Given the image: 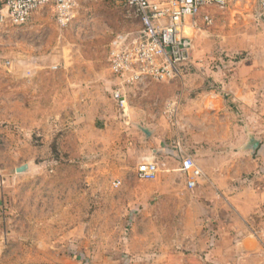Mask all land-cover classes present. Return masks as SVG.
I'll return each mask as SVG.
<instances>
[{
	"label": "rangeland",
	"instance_id": "374dc122",
	"mask_svg": "<svg viewBox=\"0 0 264 264\" xmlns=\"http://www.w3.org/2000/svg\"><path fill=\"white\" fill-rule=\"evenodd\" d=\"M210 12L183 76L130 89L127 113L107 61L112 40L139 29L121 0H78L66 26L46 9L0 29V264L235 257L244 229L227 197L264 185V28L251 0ZM143 106L163 143L179 137L203 170L193 191L178 159H144ZM147 161L165 164L157 182L136 178Z\"/></svg>",
	"mask_w": 264,
	"mask_h": 264
},
{
	"label": "built area",
	"instance_id": "2783aa9c",
	"mask_svg": "<svg viewBox=\"0 0 264 264\" xmlns=\"http://www.w3.org/2000/svg\"><path fill=\"white\" fill-rule=\"evenodd\" d=\"M139 22L136 32L117 35L111 42L107 61L115 85L111 97L125 113L130 89L164 83L183 76L192 64L196 33L201 25L213 23L211 10L226 9L229 0H121ZM255 19L264 28V0H251ZM78 0H0V29L23 27L38 12L52 9L56 22L66 26L74 18ZM10 62L7 63L9 65ZM11 65V64H10ZM129 89V91H128ZM168 157L180 161L179 172L186 177V188L196 189L204 179L201 167L177 137L166 148ZM165 164L144 162L136 171L140 182H154ZM118 187L121 182L115 183ZM264 239V234H263Z\"/></svg>",
	"mask_w": 264,
	"mask_h": 264
},
{
	"label": "crops",
	"instance_id": "0c3cea01",
	"mask_svg": "<svg viewBox=\"0 0 264 264\" xmlns=\"http://www.w3.org/2000/svg\"><path fill=\"white\" fill-rule=\"evenodd\" d=\"M134 109L136 110H134V112L138 113L137 115L141 117L142 120H145L147 125L152 126V128H146L151 132V136L147 138V140L149 141L146 147H149V145H151L153 147V150L151 152L152 154L147 155L144 159L156 160L157 157L161 159L167 156L166 148L167 146L170 147L171 141L163 143L165 140L163 138L166 137L160 136V134L157 133V123L155 122V124H153L151 119H148V117L150 116L151 118H156L157 114H152V112H150V110L146 107H137ZM157 144L159 147L158 149ZM155 181L157 182V180ZM254 184H256V182ZM255 188L256 190H254L253 188L245 189L244 186H238L235 188L234 195L230 198L227 197V199L229 200L228 202H230V211L233 215H235V218L240 221L241 226L244 229V233H241V240L237 242L238 246H240L239 249H237L236 246H233L232 250L233 252H235V257L230 258V261H226L224 258L214 257L216 254L215 250L218 249V247L214 245L216 247L215 250L210 251L207 255V258L210 262H215V264H222L223 262L225 264H264V185H258L255 186ZM249 190H251L252 192H250ZM252 231L255 232V237L253 238L251 237L252 234L250 235ZM186 261L191 262L190 260Z\"/></svg>",
	"mask_w": 264,
	"mask_h": 264
},
{
	"label": "water",
	"instance_id": "95a60500",
	"mask_svg": "<svg viewBox=\"0 0 264 264\" xmlns=\"http://www.w3.org/2000/svg\"><path fill=\"white\" fill-rule=\"evenodd\" d=\"M142 128L143 133L145 134L146 138H149L151 136V132L149 130H147L146 128ZM260 143L257 140H252V144L250 146V149L253 151H256V149L259 148ZM29 170V166L28 165H24L21 166L19 168L16 169V172L19 173H25Z\"/></svg>",
	"mask_w": 264,
	"mask_h": 264
}]
</instances>
